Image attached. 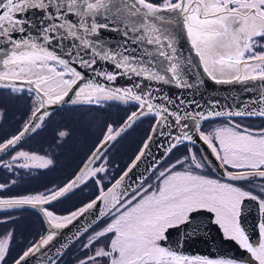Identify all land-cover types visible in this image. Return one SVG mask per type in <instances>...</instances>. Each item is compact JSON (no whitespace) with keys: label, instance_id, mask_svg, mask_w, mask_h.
I'll use <instances>...</instances> for the list:
<instances>
[{"label":"snow or ice","instance_id":"obj_1","mask_svg":"<svg viewBox=\"0 0 264 264\" xmlns=\"http://www.w3.org/2000/svg\"><path fill=\"white\" fill-rule=\"evenodd\" d=\"M110 33L118 35L117 44L109 42ZM181 39L189 42L188 53ZM201 72L255 94L221 110L219 101L202 105L165 91L202 85ZM118 79L128 83L117 85ZM0 90L30 101L21 128L0 139V153L9 156L0 158V168L13 176L54 165L51 156L19 147L45 126L53 109L106 110L113 102L134 109L122 122L105 124L62 185L9 195L17 181L0 182V212L30 208L46 224L13 264H29L38 254L41 264H63L74 242L81 243L76 264H264V215L255 241L241 222L245 198L264 213V183H257L264 182V125L244 122L264 120V0H0ZM218 118L224 122L204 126ZM143 119L152 121L149 133L120 169L110 150ZM70 134L59 130L58 142ZM209 157L218 162L220 178L207 174ZM144 160L150 162L139 172ZM252 183L260 195L239 186ZM89 186L90 198L75 210H51L54 202ZM200 210L213 213L225 237L246 255L210 259L166 246L169 230L190 224ZM81 218L86 222L59 243L62 230ZM13 241L14 230L0 234V264H7Z\"/></svg>","mask_w":264,"mask_h":264},{"label":"flooded vegetation","instance_id":"obj_2","mask_svg":"<svg viewBox=\"0 0 264 264\" xmlns=\"http://www.w3.org/2000/svg\"><path fill=\"white\" fill-rule=\"evenodd\" d=\"M108 106L111 108H123L124 110L129 108V106L116 102H113ZM89 111L91 110L74 107L71 105L53 110L54 114L46 121L45 126L37 133L31 134L29 137H27L19 147L30 152L51 156L55 162L54 165L48 169L19 170L18 176H13L11 173L7 172V170L0 168V182L7 183L9 180H16L17 183L12 186V188L9 190L10 192H20L23 189L26 191L31 189V187H40L42 190L44 189V184L47 183L46 181L48 179L49 173L54 171L55 173L65 171L63 175L59 177L57 181L58 184L56 185L59 186L65 183L78 170L82 161L92 149V147H90V138H87L88 135H85L84 132H80L82 131L81 127L85 129L84 125L88 120ZM7 122H10V120ZM223 122L224 118H218L213 122L206 123L204 126L210 128ZM244 122L248 125H264V120L257 118L247 119ZM23 123L24 122L19 124L17 131L21 128ZM132 128L126 134H124L110 150V158L116 165H121L123 163L121 162V164H119L120 162H117V160H120V155L123 148L122 143L127 137V134L132 131ZM63 129H67L71 134L66 140L60 143L57 140V132ZM17 131H14L11 135L16 134ZM76 133H83L82 137H84V140L81 139L83 142L80 143V146H77L75 137ZM11 135H8L6 138L10 137ZM183 151L184 149L181 148L179 151L173 154L171 159L174 160L180 156ZM0 158L8 160L9 156L4 155ZM212 158L214 159V157ZM206 171L207 174L214 176L215 178H220L222 176L217 171H215L212 166ZM239 186L245 190L253 191L254 195H260L259 189L256 187V183L241 184ZM92 191V187L89 186V188H81L78 191L69 193L66 198H63L58 202H54L51 210L55 211L58 215H66L68 212L73 211L75 208L81 206L82 202L87 201L90 198V193ZM10 195L17 194L10 193ZM261 198L264 199V196H261ZM0 214H6L3 215L0 220H5L7 217H12L10 222L0 223V234H4V231L1 228L4 226V224H12L13 230L15 232L21 231L24 236H28L29 233L33 235L35 233L34 231H36V228H39L40 235L45 233L46 226L44 224V220L42 216L33 209L25 208L20 210H11L10 214L9 211L5 213L0 212ZM262 215H264V213H261L257 201H253L249 198H245L243 200L241 205V222L246 230L249 231L250 237L254 241L259 239L258 224ZM35 221H37V225L35 224ZM180 227H183L185 230L178 229L171 234L169 232V239L166 243V246L177 249L184 255L207 256L210 259L221 257L240 258L241 256L246 255L244 250L240 249L236 242L225 237L223 229L215 222V215L208 212L207 210H200L199 212L195 213L190 224L180 225L176 228ZM169 231H171V229ZM79 243L80 242L75 243L70 249L66 251L63 264H76L77 258H82L81 243L79 246L80 248L77 251L75 250L77 246L76 244ZM215 244L218 245V248L214 246ZM214 247L216 251L225 252V255L213 256L211 251L214 250ZM12 262L10 264H12Z\"/></svg>","mask_w":264,"mask_h":264},{"label":"rangeland","instance_id":"obj_3","mask_svg":"<svg viewBox=\"0 0 264 264\" xmlns=\"http://www.w3.org/2000/svg\"><path fill=\"white\" fill-rule=\"evenodd\" d=\"M0 110H3L4 112V118L3 120H0V139H4L8 135L13 134L14 131H17V128L19 127L20 123L25 122L30 113V101L27 96L18 97L11 96L7 92L0 93ZM129 110L131 109L126 108L124 110L123 108L119 109L118 107L111 108L110 106H107L106 110L94 108L93 110L89 111L88 120L85 122L84 125L85 129L81 127L82 131L80 132H84L85 135H88L87 138H90V147L93 148L94 145L98 142L106 123L122 122ZM8 120H10V122H7ZM151 123V120L143 119L139 121L137 125L132 128V131L127 134V137L122 143L123 148L122 153L120 155V160H117V162H120L119 164L123 162L121 165H119L120 169H123V167H125V165L129 163L134 157L137 150L139 149L143 141L146 139ZM82 136L83 133H76L75 137L77 141V146H80V143L83 142L84 137ZM81 139L83 140L81 141ZM64 172L65 171H60L55 173L54 171L52 173H49L48 179L46 181L47 183L43 186L44 189L51 188L53 185L58 184L57 181L59 177L63 175ZM44 189L41 190L40 187H31V189H28L26 191L25 189L21 190L20 192L9 191L8 194L10 195V193H12L19 195L30 192H39L43 191ZM10 213L11 211H9V214ZM3 215L6 214H0V218L3 217ZM35 224L37 225V221H35ZM1 228L4 231V234L7 233L9 230H13L12 224H4V226H2ZM34 232L35 233L33 235L29 233L28 236H24L21 231H14L13 247L12 251L9 254L7 264H10L12 262V259H14L17 254L21 252V250L28 246L30 241L34 240L40 235L39 228H36V231ZM79 246L80 243L77 244L75 248L76 251L80 248Z\"/></svg>","mask_w":264,"mask_h":264},{"label":"water","instance_id":"obj_4","mask_svg":"<svg viewBox=\"0 0 264 264\" xmlns=\"http://www.w3.org/2000/svg\"><path fill=\"white\" fill-rule=\"evenodd\" d=\"M106 35L111 37V39L109 41L111 44H117L119 42L117 34L110 33V34H106ZM180 47L185 51V53H188L190 51V44L186 39H181ZM197 79H203L204 83L202 85H199V86L191 89V90H184V89H178L175 87H167L166 86L165 91L169 95H172V96L183 94V95H186L188 97H192L202 105H207L210 102L219 101V108L221 110L228 108V107H237L240 105V103L243 100H246L250 95L255 94V93H245L243 91V86L239 85V84H217V83L211 81L206 76H204L202 72H201L200 76L197 77ZM116 83H117V85L123 86V85H126L128 83V81L125 79H118ZM66 106H68V105H65L63 107H66ZM60 108H58V109H60ZM53 110H57V109H53ZM157 139H159V138H157ZM201 147H203V146H201ZM151 149L157 156L160 155V152L157 151L155 144L151 145ZM205 153L207 154L206 149H205ZM4 155L5 154L0 153V157H2ZM209 158L212 159V161H213L212 167L215 169V171H217L219 174L222 175V170L218 166V162L215 159H213L212 157H209ZM149 162H150L149 160H144L139 165L138 171L143 172L145 167H147ZM134 171H137V170L134 169ZM61 199H63V198H61ZM85 222L86 221L83 218H81L78 221H74L73 224L69 225L67 228L63 229L61 236L57 238L59 243H64L69 238H71L73 236V234L77 231V229L80 228ZM44 224H45V222H44ZM45 226H46V224H45ZM188 228H189V226H188ZM178 229L185 230L183 227H180V228H173L169 232L171 234L172 232H175ZM75 243H77V242L72 243L71 246H73ZM71 246L68 249H70ZM214 246L218 248L217 244H215ZM215 247H214V250L211 251V254L213 256L225 255V252H223V251H220V252L216 251ZM52 251H54V249H52L49 252V255H51ZM41 261H43V257L38 254L37 256L30 258L29 264H41Z\"/></svg>","mask_w":264,"mask_h":264},{"label":"trees","instance_id":"obj_5","mask_svg":"<svg viewBox=\"0 0 264 264\" xmlns=\"http://www.w3.org/2000/svg\"><path fill=\"white\" fill-rule=\"evenodd\" d=\"M7 92L6 90H0V93H4ZM8 93V92H7ZM11 95V94H10ZM11 96H15V95H11ZM18 97H26V96H18ZM77 245V244H76Z\"/></svg>","mask_w":264,"mask_h":264}]
</instances>
